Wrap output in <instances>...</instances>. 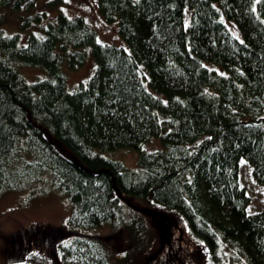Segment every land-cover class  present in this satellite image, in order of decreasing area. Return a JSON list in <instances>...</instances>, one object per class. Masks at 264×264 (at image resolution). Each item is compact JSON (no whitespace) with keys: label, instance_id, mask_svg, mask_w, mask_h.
<instances>
[{"label":"trees","instance_id":"1","mask_svg":"<svg viewBox=\"0 0 264 264\" xmlns=\"http://www.w3.org/2000/svg\"><path fill=\"white\" fill-rule=\"evenodd\" d=\"M96 1L125 44L98 40L82 15L60 10L64 0H0L18 24L6 30L0 14V193L46 176L76 228L117 227L121 197L138 199L176 212L203 246L193 260L204 250L206 264H222L224 245L231 261L264 264V204L246 210L238 175L244 160L264 184V0ZM86 46L92 71L67 89L60 63L76 69ZM20 66L44 74L27 81ZM119 148L136 153L135 166L102 154ZM153 217L142 223L164 244L161 264H191ZM52 231L60 264H121L106 236Z\"/></svg>","mask_w":264,"mask_h":264},{"label":"rangeland","instance_id":"2","mask_svg":"<svg viewBox=\"0 0 264 264\" xmlns=\"http://www.w3.org/2000/svg\"><path fill=\"white\" fill-rule=\"evenodd\" d=\"M43 1L45 0H34L37 6ZM60 10L69 16L82 15L88 25L94 29L98 40L119 45L125 44L117 32L116 20L115 22L105 21L98 10L96 0H64ZM0 12V14H4L2 25L6 30L16 29L18 25L16 15L14 13L6 14L3 9H0ZM47 12L48 15L53 13L51 10ZM223 18L222 21L232 34L240 37L234 22L226 18L223 20ZM21 35L24 37V33ZM84 49L83 64L76 69L68 68L65 60L60 63V68L65 73L67 89H72L79 80L85 79L92 71V54L87 46ZM19 68L27 81L42 77L44 74L40 67L20 66ZM157 145L153 139L145 143L144 147L155 148ZM57 148L64 152V148L60 144H57ZM102 154L119 159L127 166H135L136 153L132 150L119 148L104 151ZM238 175L239 182L244 186L249 196L246 210L251 212L259 209L264 204V184L258 183L253 178L250 166L244 160L239 161ZM47 180L46 176H43L41 180L27 184L22 190H9L0 193V264H60L55 248L56 240L60 235L51 237L56 233V231H52L54 226L69 229L70 233L74 231L86 235L106 236L109 257L121 264H161L164 252L157 253L156 251L160 250V245L164 247V244H157V241L152 239L151 232L143 225V221L147 222V212L156 216L153 217L152 223L159 228L162 236L165 232H170L174 238V247H180L182 251L188 252V259H186L191 264H206L207 256L204 250L203 261L193 260L195 251L201 250L203 246L200 241L186 235L176 212L162 210L138 199L121 197L122 203L117 210L119 227L111 223H102L88 228L71 227L67 222L70 213L68 199L56 192ZM46 184L49 187L42 191V187ZM34 190H40V192L30 195L29 191ZM135 213L140 215L138 218L141 222L134 216ZM132 218L135 222L124 229L120 222H126ZM131 234H133L132 237ZM229 248L222 245L218 249L223 259L222 264H245L241 257L233 258L231 261ZM33 253L37 256L35 260H31L32 257H30ZM154 256L157 257L153 258Z\"/></svg>","mask_w":264,"mask_h":264}]
</instances>
